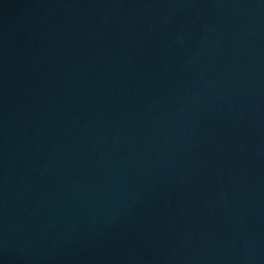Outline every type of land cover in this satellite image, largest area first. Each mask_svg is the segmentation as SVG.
Segmentation results:
<instances>
[{
	"label": "water",
	"instance_id": "water-1",
	"mask_svg": "<svg viewBox=\"0 0 264 264\" xmlns=\"http://www.w3.org/2000/svg\"><path fill=\"white\" fill-rule=\"evenodd\" d=\"M176 264H264V0H244Z\"/></svg>",
	"mask_w": 264,
	"mask_h": 264
}]
</instances>
